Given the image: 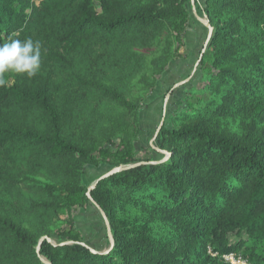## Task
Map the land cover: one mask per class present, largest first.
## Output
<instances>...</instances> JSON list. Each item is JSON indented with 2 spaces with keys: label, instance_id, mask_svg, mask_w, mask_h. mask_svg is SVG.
Returning a JSON list of instances; mask_svg holds the SVG:
<instances>
[{
  "label": "trees",
  "instance_id": "obj_1",
  "mask_svg": "<svg viewBox=\"0 0 264 264\" xmlns=\"http://www.w3.org/2000/svg\"><path fill=\"white\" fill-rule=\"evenodd\" d=\"M190 6L0 0V43L42 46L34 77L0 86V264H225L229 254L264 264V0L201 1L213 28L198 67L208 83L185 93L199 107L184 110L187 98L170 115L178 125L163 121L151 154L168 160L135 156L134 84L153 49L156 65L168 63ZM227 119L251 121L255 134L221 133ZM89 166L109 169L90 192ZM88 206L106 217V250L85 243L75 222L57 227Z\"/></svg>",
  "mask_w": 264,
  "mask_h": 264
},
{
  "label": "rangeland",
  "instance_id": "obj_2",
  "mask_svg": "<svg viewBox=\"0 0 264 264\" xmlns=\"http://www.w3.org/2000/svg\"><path fill=\"white\" fill-rule=\"evenodd\" d=\"M201 1L203 2V0H191L190 15L186 24L185 35L181 39L174 38L171 42L170 60L168 63L163 65L162 68L159 67L160 65H156L155 62L162 54V50L153 49L151 54L148 55L147 71L134 84V94H136L138 108L140 109L138 116L142 130L135 154L138 161H145L150 158L155 161L168 160L171 157L169 154L162 156L155 153L151 154V149H156L155 141L162 128V121H166L169 127L178 125L172 122L170 115H174V111L178 110L182 101L187 98H189L190 105L188 108L184 107V110L199 107V96L196 93H190V95L185 93L191 90L196 92L203 90L208 83V74L204 70L198 72L201 51L209 33L205 25V22H208V18L201 10ZM95 5L97 12L101 14L102 9L99 3L96 2ZM5 80L10 84L14 83L16 74H6ZM164 112H166L165 117ZM217 123L221 133L237 139L255 134L252 133V122L245 119L237 121L227 119L220 120ZM256 129L258 130L256 133L263 135L264 123L258 122ZM108 170L105 166L100 168L89 166L85 170L83 180L86 185L92 187L97 182V177ZM72 222H75V225L82 233L85 243L93 247V249L103 251L108 248L105 238L106 226L102 214L97 208L93 206L76 208L71 216L63 218L57 227H70ZM209 253L211 254V251ZM213 256L219 257L218 255ZM219 259L225 264L230 263L222 256Z\"/></svg>",
  "mask_w": 264,
  "mask_h": 264
},
{
  "label": "clouds",
  "instance_id": "obj_3",
  "mask_svg": "<svg viewBox=\"0 0 264 264\" xmlns=\"http://www.w3.org/2000/svg\"><path fill=\"white\" fill-rule=\"evenodd\" d=\"M41 43L32 38H9L0 43V86L5 85L6 74L34 77L41 67Z\"/></svg>",
  "mask_w": 264,
  "mask_h": 264
},
{
  "label": "water",
  "instance_id": "obj_4",
  "mask_svg": "<svg viewBox=\"0 0 264 264\" xmlns=\"http://www.w3.org/2000/svg\"><path fill=\"white\" fill-rule=\"evenodd\" d=\"M205 25H206L207 29L209 30V33H208V37H207L206 43H205V45H204V50H203V52H202V54H201L200 59L203 57L204 51H205V49H206V46L208 45V42L210 41L211 36H212V34H213V28H212V26H211L208 22H205ZM165 108H166V107H165ZM165 116H166V112H164V117H165ZM163 121H164V120H163ZM163 121H162L161 127H162V125H163ZM161 127H160V128H161ZM135 166H137V165H133V166L126 167V168H116V169H113V170L109 171L107 174L103 175L99 180L105 179V178H107V177H109V176H111V175H113V174H116V173L122 171V170H126V169H129V168H133V167H135ZM99 180L95 183L94 186H92V187L89 188V192H90V191H91V190H92V189L98 184ZM102 214H103L104 219L106 220V217H105V215H104L103 212H102ZM106 224H107V227L109 228V224H108V222H106ZM43 240L50 241V239H49L48 237H45L44 239H42V240L40 241L39 246H38V249H37V253H38V254L40 253V246H41ZM44 263H45V264H48V263H46V262H44Z\"/></svg>",
  "mask_w": 264,
  "mask_h": 264
},
{
  "label": "built area",
  "instance_id": "obj_5",
  "mask_svg": "<svg viewBox=\"0 0 264 264\" xmlns=\"http://www.w3.org/2000/svg\"><path fill=\"white\" fill-rule=\"evenodd\" d=\"M222 257L229 261V264H249L247 260L237 254L223 255Z\"/></svg>",
  "mask_w": 264,
  "mask_h": 264
}]
</instances>
